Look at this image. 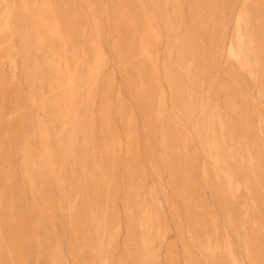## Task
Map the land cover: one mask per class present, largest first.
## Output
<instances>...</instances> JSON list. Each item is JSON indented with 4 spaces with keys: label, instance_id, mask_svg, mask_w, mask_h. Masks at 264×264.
<instances>
[{
    "label": "rangeland",
    "instance_id": "1",
    "mask_svg": "<svg viewBox=\"0 0 264 264\" xmlns=\"http://www.w3.org/2000/svg\"><path fill=\"white\" fill-rule=\"evenodd\" d=\"M0 264H264V0H0Z\"/></svg>",
    "mask_w": 264,
    "mask_h": 264
},
{
    "label": "bare ground",
    "instance_id": "2",
    "mask_svg": "<svg viewBox=\"0 0 264 264\" xmlns=\"http://www.w3.org/2000/svg\"><path fill=\"white\" fill-rule=\"evenodd\" d=\"M8 9V8H7Z\"/></svg>",
    "mask_w": 264,
    "mask_h": 264
}]
</instances>
